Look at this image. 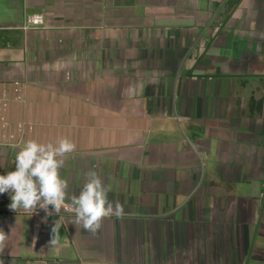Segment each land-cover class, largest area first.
I'll return each mask as SVG.
<instances>
[{
  "label": "crops",
  "instance_id": "obj_1",
  "mask_svg": "<svg viewBox=\"0 0 264 264\" xmlns=\"http://www.w3.org/2000/svg\"><path fill=\"white\" fill-rule=\"evenodd\" d=\"M5 90L11 131L75 142L66 201L95 171L124 213L93 234L0 194V264H264V0H0Z\"/></svg>",
  "mask_w": 264,
  "mask_h": 264
},
{
  "label": "clouds",
  "instance_id": "obj_2",
  "mask_svg": "<svg viewBox=\"0 0 264 264\" xmlns=\"http://www.w3.org/2000/svg\"><path fill=\"white\" fill-rule=\"evenodd\" d=\"M76 147L75 142L67 137L55 143L35 139L26 141L16 154L15 170L0 175V194H10L9 208L17 212L23 210L31 215L39 208L49 216L60 215L61 210H71L75 213V223H82L83 228L93 234L101 227L104 218L122 216L123 206L109 200L111 189L104 186L95 171L86 173L87 179L79 195L71 197V207L66 205L68 183L61 178L60 169L64 157L74 152ZM49 206L54 211H49ZM58 227L56 221L52 229L54 234ZM6 239L7 235L0 230V248Z\"/></svg>",
  "mask_w": 264,
  "mask_h": 264
},
{
  "label": "built area",
  "instance_id": "obj_3",
  "mask_svg": "<svg viewBox=\"0 0 264 264\" xmlns=\"http://www.w3.org/2000/svg\"><path fill=\"white\" fill-rule=\"evenodd\" d=\"M42 21V17L39 15H34L29 17V22L32 24H38ZM14 89L16 92H19L20 90V82L15 81L14 82ZM9 106V98L7 96V91L5 90L2 94H0V147L1 146H8V145H16L20 143L24 138L26 139V133L29 130H33L34 125L28 121H19L15 124V130L16 133L11 131V121L8 118L7 115V108ZM28 141V139H26ZM66 205H69L71 207V204L67 201H65ZM49 211H54L51 206H49ZM73 211L67 210L63 211L61 210V213H71ZM34 217L42 216L44 218L48 217L43 209H37L35 213L32 214ZM40 223V221L37 220V224Z\"/></svg>",
  "mask_w": 264,
  "mask_h": 264
}]
</instances>
